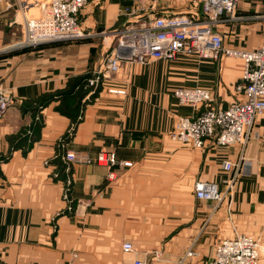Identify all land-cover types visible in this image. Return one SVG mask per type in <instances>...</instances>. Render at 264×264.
I'll return each instance as SVG.
<instances>
[{"label": "crops", "instance_id": "obj_1", "mask_svg": "<svg viewBox=\"0 0 264 264\" xmlns=\"http://www.w3.org/2000/svg\"><path fill=\"white\" fill-rule=\"evenodd\" d=\"M9 2L0 5V85L13 95L0 121V264H173L195 239L198 256L188 264H208L215 244L233 232L251 234L264 252V115L246 150L252 174L235 186L229 213L226 204L213 212L193 192L197 182L224 189L221 163L235 159L237 148L211 140L193 149L168 137L177 116L193 114L172 91L210 89L226 107L236 98L240 60L121 64L83 102L82 83L99 69L111 32L132 21L120 12L129 0H89L79 24L91 36L34 48L12 47L24 39V19L7 10ZM202 10L200 0L156 6L163 15L202 18ZM238 14L216 30L226 45L251 49L264 38V0H242ZM60 140L93 160L111 152L132 166L109 182L105 166L74 165L69 206L62 176L54 177ZM125 242L135 254L123 251Z\"/></svg>", "mask_w": 264, "mask_h": 264}, {"label": "built area", "instance_id": "obj_2", "mask_svg": "<svg viewBox=\"0 0 264 264\" xmlns=\"http://www.w3.org/2000/svg\"><path fill=\"white\" fill-rule=\"evenodd\" d=\"M88 2L89 0H35L34 7L38 8V15L28 18L25 16L21 48H34L46 43L91 36L79 24V16ZM158 2L159 0H129L130 4L120 11L132 21L120 30L111 32L110 41L104 43L106 52L99 69L82 83V89L87 91L83 102L96 94L103 79L118 72L121 64L175 62L182 58L195 62H219L221 58L240 60L242 73L240 82L234 88L236 98L226 107L215 103L210 89L194 87L176 88L172 91L178 106L189 107L193 114L187 117L177 116L168 135L172 142L193 149H202L211 140L220 147L237 148L235 159L221 163L222 171L228 175L222 186L224 189L215 183L197 182L193 192L197 201L213 203V212L226 204L229 213L235 186L241 179L252 174L253 163L247 157L246 150L257 138V133L253 130L255 121L264 115V38L251 49L232 48L224 43L222 35L216 30L219 24L234 23L241 19L238 12L242 0H200L203 6L202 18L194 14H159L156 12ZM258 19L264 20V16ZM12 104V90L0 85V121ZM71 135L72 130H69L68 137ZM59 144L61 153L54 158L60 169H56L54 177L59 179L62 176V200L69 206L71 169L74 165L94 163L105 166L109 169L106 176L109 182L117 178L119 170L132 166L131 162L118 161L111 152H100L93 160L67 149L65 140H60ZM211 218L210 215L206 222ZM195 241L173 264H188L198 256ZM122 249L131 254L136 253L129 242L123 243ZM153 256L157 258L158 254ZM130 264L148 262L134 258ZM208 264H264V252L256 238L236 233L215 244Z\"/></svg>", "mask_w": 264, "mask_h": 264}, {"label": "rangeland", "instance_id": "obj_3", "mask_svg": "<svg viewBox=\"0 0 264 264\" xmlns=\"http://www.w3.org/2000/svg\"><path fill=\"white\" fill-rule=\"evenodd\" d=\"M5 0H0V5L2 3H4ZM34 1L35 0H18L17 3H15L14 0H11V2H9L8 4H10L9 6L7 5V10H11L12 12H20L23 16V19L25 18V16L28 18V17H36L38 15V8L37 7H34ZM12 4H16L17 7L15 5H12ZM5 6V5H4ZM23 7H25V9H23ZM14 9H18V10H14ZM1 11V10H0ZM7 11V12H9ZM23 41V40H22ZM22 41L18 42L17 45L15 46H12L13 48H18V47H23L22 45ZM11 47V48H12ZM236 233L233 232V233H230V234H227L226 238L225 239H229L230 236L233 237ZM237 234H241V233H237ZM246 235H250L252 236L251 234L249 233H246ZM253 237V236H252ZM254 238V237H253ZM223 240V239H221Z\"/></svg>", "mask_w": 264, "mask_h": 264}]
</instances>
